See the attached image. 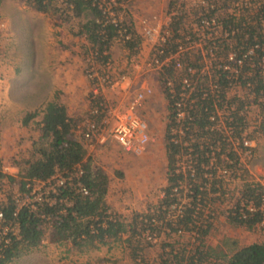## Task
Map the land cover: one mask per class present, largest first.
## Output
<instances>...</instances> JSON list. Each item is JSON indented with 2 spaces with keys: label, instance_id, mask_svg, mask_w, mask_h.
<instances>
[{
  "label": "rangeland",
  "instance_id": "374dc122",
  "mask_svg": "<svg viewBox=\"0 0 264 264\" xmlns=\"http://www.w3.org/2000/svg\"><path fill=\"white\" fill-rule=\"evenodd\" d=\"M172 1L174 0H122L119 3L121 7L119 14L122 15L123 20L133 21L132 31L136 32V35L141 34L138 27L139 19L150 21L148 18L153 15L163 14L157 19L160 25L164 21L166 9L184 8L183 10L190 16H195L193 0H184V7L178 0H176L177 4L171 6ZM63 5L61 0L57 1V6ZM72 15L71 12V18L65 20L60 13L54 16V14L38 12L26 4V0H0V165L5 173L18 172L17 161L26 155L34 138L40 132L41 112H38L37 116L26 125L24 119L29 113L41 111L44 105L54 97L67 106L70 116L79 119L81 126L86 127L89 122H103L105 118L103 112L96 111L100 103L110 104L115 111L122 113L138 91L149 87L152 94L147 96L142 107L136 109L137 114L148 124L150 133V140L144 146L142 153H128L109 138L104 144H100L99 141H88L86 147L87 154L92 155L93 160L108 173L110 186L107 200L109 204L123 217L131 219L135 212L152 211L156 203L160 204L159 202L165 196L164 187L169 177L166 135L172 110L168 105L164 80H161L163 74L159 69H150L143 64L153 51V47L149 40L139 35L141 42L138 51L135 52L137 56L133 57L136 62L130 61L131 52L135 48L131 50L123 41H115L111 49L115 71L124 70L126 74L121 83L124 90L119 88H113V90L106 87L105 83L102 85L98 77L92 78L89 74L92 62L89 41L84 35L76 34L81 16ZM81 19L86 20V16L82 15ZM189 23L186 20L185 27H188ZM155 24V21L151 23L152 26ZM132 36L134 39L133 32ZM201 62L203 66L195 82L198 84L200 81L201 84L204 81L203 75L208 74V84L212 85L215 80L212 64ZM94 63L97 64L100 75L107 70L103 64L104 61L95 59ZM233 95L247 99L249 103L253 102L251 96L247 98V90L240 86L234 85L228 91L227 100L232 99ZM228 107L225 103L223 108L218 109L217 115L219 113L221 118L215 122L214 128L221 130L228 142V149L225 148V152L220 157L234 166L228 169L216 163L215 154L222 149L220 143L216 151L211 152L209 166L216 167L217 177L224 178L225 188H227L225 196L228 198L226 203L232 207L245 183H253L252 186L258 183L264 186V132L262 135L259 134L260 127L255 126L259 121L252 120L255 117L252 111L257 106L253 105L252 109L249 104L247 110L250 112L247 118L250 119V125L243 134L253 147L249 153L248 149L245 150L238 144L237 131L225 126L224 116L229 118L231 115ZM231 108H234V105H231ZM116 121L117 118L113 116L107 129L112 128ZM193 129L194 131L192 129L185 131L186 137L198 131L197 126ZM254 129L258 131L254 133L256 137L251 138ZM105 134L103 130L102 136ZM197 140L203 143L206 139L202 137V140L196 138ZM230 153L234 155V158H231ZM176 159H178L177 156ZM236 159L238 162H235ZM224 170L227 171L226 174L221 172ZM64 183L66 184V181ZM54 185L53 181L37 184L35 189L39 192L34 200L39 196H49L48 191L52 190ZM67 185L80 192L78 184ZM12 194L15 198L20 197L24 201L32 199L29 193L21 192L17 184ZM56 194H61L60 189H57ZM175 195L179 197L180 202L177 205L179 208L177 212L170 211L173 217L181 214L184 203L189 201L183 193ZM46 199L49 200L47 197ZM50 202L54 203L55 198ZM219 210L224 213L219 214V218L214 222L206 238L205 248L210 251L209 262L221 264L222 260L217 258V253L220 250L228 251L233 241H236L239 247L264 242V220L256 228L249 230L230 224L225 213L227 209L220 207L217 211ZM17 226L16 223V227L11 228L15 233ZM158 233L160 238L156 243L151 241L152 247L147 246V239L143 238L142 245H146L144 250L147 252L144 253L143 260L138 257L133 258L129 244L123 239L110 241L97 247L77 249L69 245L52 243L44 237L39 245L28 249L24 247L18 258L11 264H159L158 259L162 262L167 259V264H177L178 259H182L180 257L187 256L189 251L195 249L196 242L194 243L195 237L192 233H186L184 236L177 235L175 232ZM164 244L166 245L162 248L159 246ZM160 249L162 256L158 251Z\"/></svg>",
  "mask_w": 264,
  "mask_h": 264
},
{
  "label": "trees",
  "instance_id": "16d2710c",
  "mask_svg": "<svg viewBox=\"0 0 264 264\" xmlns=\"http://www.w3.org/2000/svg\"><path fill=\"white\" fill-rule=\"evenodd\" d=\"M57 1L26 0V4L42 14L55 16L60 13L65 20L71 18V12L72 16H81V18L82 15L86 16V20L80 18L76 34L85 36L90 43V54L94 55V59L104 61V66L112 56L111 49L115 41L120 39L131 50L139 47L141 37L132 31L133 21H124V27H128L127 30L135 35L134 39L133 36L131 39H126L121 26L106 22L102 18V12L97 7V3L93 5L98 0H61L64 4L62 7L57 6ZM215 2L216 10L219 9L222 14L224 30L229 31L228 38L232 43L231 46L227 45V37L222 34L219 44L221 61H226L228 51H234L239 58L249 51L252 52L244 58L242 65H234V68L239 70L238 74L235 73L234 68H214L213 84L216 85L214 89H211L208 84L209 75H203L201 89L205 95L199 96L204 98H201L193 109L194 119L188 125L192 131L195 126L198 127V131L194 132L198 139L202 140V137L206 139L203 143L198 140L193 145L194 154H197L194 159L195 175L191 176L190 173L185 175L175 171L176 156L186 147L183 148L170 140L169 128L174 122L173 111H171L169 115L171 122L168 124L166 135L169 177L164 187L165 196L159 202L160 204L156 203L152 211L135 212L131 219H126L107 200L110 179L105 169L93 160L92 155L87 154L88 140L84 135L85 127L81 126L79 119L69 115L64 103L54 97L44 105L41 111L29 113L24 119L26 125L37 116L38 112H41L40 132L34 138L26 155L17 161L18 172L5 173L0 165V212H3L5 223L12 229L16 227V223L18 224L16 233L14 230L10 231L9 242L0 244V264H11L18 258L24 247L27 249L35 247L44 237L52 243L69 245L77 249L97 247L110 241L123 239L129 244L133 258L138 257L143 260L144 253H147L144 250L145 246H153L149 241H146V245H142V236L147 230L164 231L167 234L182 230L185 233L196 234L195 249L189 251L187 256L180 257L182 259H178L177 264H184L185 259V264H216L209 262L210 251L205 247L206 238L214 222L219 218L220 213H224L217 211L218 208L227 209L225 213L228 222L236 227L252 230L264 220V186L258 183L256 186H252L253 183L250 182L245 183L240 190V195L231 205L232 207H229L226 203L228 198L225 196L227 192L225 180L217 177L216 167L209 166L212 147L216 149L219 146L218 142L222 149L215 154L216 163L222 168L231 169L234 166L220 157L225 152V148L228 149L226 136L221 130L214 128L215 123L211 119V116H216L217 110L223 108L225 103L230 107L228 110L231 111L232 118L228 125L237 131L238 136H243L250 125V119L247 118L250 112L247 110L249 104L250 108L253 105L257 106L252 111L253 117L255 116L252 120L259 121L255 124L260 127L259 134L262 135L264 132V0H221V2L216 0ZM177 3L174 0L171 6ZM180 5L184 7L185 3ZM176 9L180 14L174 19L172 40L167 48L163 49L164 55L176 50L177 45L174 39L176 40L179 36L178 29H186V20L189 23L193 19V16L183 10L184 8ZM193 13L196 18L197 16L210 17L215 14V11L195 5ZM97 19L100 21L98 22ZM97 51L98 54H94ZM162 56L163 54H160V57ZM183 62L184 68H195L198 73L203 66L199 52L196 51L186 56ZM159 70L163 74L162 78L175 75L172 65ZM233 75H237V79H233ZM234 85L247 90V98L251 96L253 102L249 103L247 99H241L237 95L227 100L228 91ZM231 105H234V108H231ZM257 131L258 129H254L251 138L256 137L254 133ZM184 151L187 152V149ZM230 156L234 158L231 153ZM235 162H238V159ZM78 171H82V174L77 175ZM58 172L67 176L74 175V183L75 180L80 182L88 189V193L77 192L68 185L67 188H61L62 194H51L52 199L55 198L54 203L46 200L18 206L12 194L16 184L21 192L27 193L28 183L35 184L38 181L47 180ZM181 185L186 188L181 192L189 201L184 203L181 214L170 217L168 215L171 211L170 207L180 202L173 188ZM249 203L256 209L250 211L247 208ZM156 222L163 223L155 226ZM0 226H2L1 222ZM166 229L170 231L167 232ZM165 245L159 246L162 248ZM158 251L161 253L162 250ZM217 258L222 260L221 264H224L223 262L225 264H264V242L239 247L237 242L233 241L228 251L220 250L217 253ZM158 261L167 264V259L164 262L159 259Z\"/></svg>",
  "mask_w": 264,
  "mask_h": 264
},
{
  "label": "built area",
  "instance_id": "2783aa9c",
  "mask_svg": "<svg viewBox=\"0 0 264 264\" xmlns=\"http://www.w3.org/2000/svg\"><path fill=\"white\" fill-rule=\"evenodd\" d=\"M193 1L197 6H203L214 10L215 14L210 17L197 16L196 18L195 16H193V19L190 21L186 29H178L179 36L176 38V40L174 39V42L177 45L176 50L174 52H169L166 55H164L163 49L167 48L168 43L172 40L171 37L174 29V19L177 15L180 14V12H178L176 8L166 9L164 12V21L160 25L157 19L163 14L153 15L152 17L148 18L150 19V21L145 19H139L138 21V27L140 30L139 33H141L139 35H143V38L149 40L153 47V51L144 60L143 64H145V66L150 69H161L162 67H169L171 65L175 69L174 76L163 78L166 90L165 93L168 98V105L173 111L172 118L174 122L172 123L173 125L170 126V140L183 148L186 147L185 149H187V152L184 151L185 149H183L184 153L183 151L182 153L184 155L182 153L177 154L178 159L176 162V173H183L185 175L187 173H190L191 176L195 175L194 159H196L197 154H194L193 145L195 144L194 142L196 141V138L198 139V136H195V134H191L190 136L186 137L187 135L185 134V131L189 129L190 126L188 125L190 124V121L192 122L194 119V116L192 115L193 109L197 106L199 100L201 98H204H199V96L205 94L203 92V89H201L200 81L198 82V84H196L195 82V80L198 79L197 69L192 67L184 68L185 65L183 59L186 56L191 55L193 51H196L199 52L201 61H205V63L207 64H212L213 69H232L234 68L235 64L242 65L244 62V58H246L247 55L252 52L249 51L248 53L244 54L242 57L239 58L234 51H228L226 55V61L222 62L219 53V44L221 42L220 37L222 36V34L227 37V45L231 46L232 43L231 39L228 38L230 35L229 31L224 30L225 26L223 25L224 21L221 17V11L219 9L216 10V0ZM178 2L180 4L185 3L184 0H178ZM96 3L97 7L102 12V18H104L106 22L114 23L117 26H121V30L123 31V33H125V38L131 39L132 32L130 33L127 30L128 27H124V21L126 20H123L122 15L119 14V9H121V7H119L120 1L98 0L97 2H94L93 5L95 6ZM97 21L99 22L100 19H97ZM153 21H155L156 24L152 26L151 23ZM137 51L138 47H136L135 50L132 51L134 53L131 52V62H136L134 61L135 59L133 57L137 56L135 54V52ZM94 54H98V51ZM160 54H163V56L160 57ZM93 56L91 65L89 67V74L92 76V78L98 77V81L102 85L105 83L106 87H109L111 89L119 88L121 90H124V86H121V83L125 79L126 75L124 73V70L118 72L115 71L112 58L110 57V59L106 62L105 66L107 70L100 75V71H98L97 69V64L94 63L95 59L93 58ZM234 69L235 73L238 74L239 70L237 68ZM232 77L233 79H237V75H233ZM210 87L211 89H214L216 85L212 84L210 85ZM151 94L152 90L149 87L141 89L133 96L128 107L124 112L122 111V113L115 111L112 105L110 104L108 105L106 103H100V106L96 107L98 109L96 111L103 112L105 118L101 123L89 122L85 127V138L89 142L99 141L100 144H104L106 139L109 138V140H113L118 143L128 153H142L144 146L150 140V133L148 131V124L146 123V121H144V119H142V117H140V115L137 114L136 109L142 107L147 96H150ZM113 116L117 118V121L114 126H112V128L107 129L108 125L110 124V120ZM219 118H221L219 113L218 115L216 114V116H211V119L212 121H214V123L218 121ZM231 121V116H229V118L227 116H224L225 126L229 129L233 128L231 125H228L231 123ZM103 130L106 133L104 136H102ZM238 138V144L242 145L245 150L248 149L249 153H251L253 147L250 141L247 140V138H245L244 136H238ZM213 150L215 149L212 147V151ZM221 172L224 174L227 173L226 170ZM58 173L54 174L51 178L47 180L38 181L35 184L28 183L27 188L29 189V191H27V193L30 194V198L32 199L31 201H24L23 199H20V197H16L15 199L17 201L18 206L22 207L35 201L43 202L47 200L46 197L49 198V200L47 201H50L52 199L51 194H56L57 189L61 190V188H67V184H70L72 186L74 184H78L77 187L79 188L80 192L84 194L88 193L87 189L80 182H77L75 180L74 183V175L70 174L67 176L63 173ZM79 174H82V171H78L77 175ZM52 181L53 183L55 182V185L52 190L48 191L49 196H39L37 199L34 200V197L39 192L37 191V189H35L36 185ZM65 181L66 184L64 183ZM184 189L186 190V188H184V185H181L180 187L175 186L173 188V192L174 194L183 193L181 191ZM184 193L186 192L184 191ZM177 205L178 204H175L170 207L172 212L178 211L179 208L177 207ZM247 208L250 211L256 209L255 206L251 203L248 204ZM168 215L170 217H173L170 212ZM0 222L2 225L0 226V244L2 242L8 243V235L11 231V227L5 223L3 212H0ZM162 223L163 222H156L155 226L161 225ZM166 231L169 232L170 230L166 229ZM184 234L186 233L182 230H179L177 233V235L180 236H184ZM143 235L144 236H142V238H146L147 241H149L150 243L151 241L156 243L158 241V238H160L159 233L155 230H147L146 232H144ZM193 236L196 237V234H194ZM140 260L141 259H139V261Z\"/></svg>",
  "mask_w": 264,
  "mask_h": 264
},
{
  "label": "crops",
  "instance_id": "0c3cea01",
  "mask_svg": "<svg viewBox=\"0 0 264 264\" xmlns=\"http://www.w3.org/2000/svg\"><path fill=\"white\" fill-rule=\"evenodd\" d=\"M99 249H100V248H99ZM107 249H108V248H107ZM107 249H106V250H107ZM72 250H73V249H72ZM106 250H105V251H106ZM89 251H92V250H89Z\"/></svg>",
  "mask_w": 264,
  "mask_h": 264
}]
</instances>
